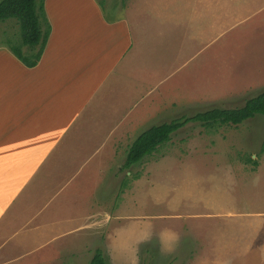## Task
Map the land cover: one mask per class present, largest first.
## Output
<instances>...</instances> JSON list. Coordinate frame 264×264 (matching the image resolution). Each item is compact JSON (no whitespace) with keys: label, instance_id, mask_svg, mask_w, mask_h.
I'll list each match as a JSON object with an SVG mask.
<instances>
[{"label":"rangeland","instance_id":"rangeland-1","mask_svg":"<svg viewBox=\"0 0 264 264\" xmlns=\"http://www.w3.org/2000/svg\"><path fill=\"white\" fill-rule=\"evenodd\" d=\"M95 1L108 21L123 14L124 0ZM56 2L73 22L94 18L98 10L91 0ZM250 11L258 15L262 9H205L208 20L200 26L189 16L183 25L172 24L165 40L152 38L145 58L156 81L139 94L144 118L116 124L105 134L106 148H116L114 166L90 179L93 204L102 201L103 207L97 230L79 238L77 233L60 260L49 256L50 248L12 245L2 236L0 261L22 254L27 264L54 259L53 264H88L101 248L109 264H264L263 114L239 124L190 122L140 164L121 166L130 144L152 125L215 107H240L264 91V20L247 23ZM18 40V21L0 22L6 64L23 63L10 48ZM164 231L177 239L162 245Z\"/></svg>","mask_w":264,"mask_h":264},{"label":"crops","instance_id":"crops-1","mask_svg":"<svg viewBox=\"0 0 264 264\" xmlns=\"http://www.w3.org/2000/svg\"><path fill=\"white\" fill-rule=\"evenodd\" d=\"M89 4L98 9L94 18L73 22L58 2L46 1L52 31L35 67L0 55V238L45 246L59 260L77 233L97 230L103 207L93 204L90 179L114 166L116 152L105 134L144 118L139 94L156 81L145 58L152 38L165 40L189 16L200 26L205 9L260 8L244 21L264 20V0H124L115 22L97 1ZM21 258L0 264L28 263Z\"/></svg>","mask_w":264,"mask_h":264},{"label":"trees","instance_id":"trees-1","mask_svg":"<svg viewBox=\"0 0 264 264\" xmlns=\"http://www.w3.org/2000/svg\"><path fill=\"white\" fill-rule=\"evenodd\" d=\"M8 19L18 21L21 40L11 44L10 48L25 66L35 67L46 50L52 31L47 16L45 0H0V22ZM19 37V35H18ZM264 115V91L250 97L243 106L235 108L215 107L193 115H183L169 122L153 125L141 132L130 144L123 170L140 164L148 155L154 153L160 145L169 141L173 133L190 122L216 124L219 122L239 124ZM88 264H109L101 248H97Z\"/></svg>","mask_w":264,"mask_h":264},{"label":"clouds","instance_id":"clouds-1","mask_svg":"<svg viewBox=\"0 0 264 264\" xmlns=\"http://www.w3.org/2000/svg\"><path fill=\"white\" fill-rule=\"evenodd\" d=\"M175 239H177V237H175L174 234H170L168 231H164L160 235V242L162 245L165 243H171Z\"/></svg>","mask_w":264,"mask_h":264}]
</instances>
